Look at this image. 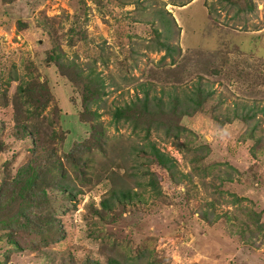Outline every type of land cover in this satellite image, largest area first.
<instances>
[{
    "label": "rangeland",
    "instance_id": "374dc122",
    "mask_svg": "<svg viewBox=\"0 0 264 264\" xmlns=\"http://www.w3.org/2000/svg\"><path fill=\"white\" fill-rule=\"evenodd\" d=\"M230 1L0 0V186L35 165L42 146L82 189L71 201L50 188L39 205L34 220L58 217L55 234L18 223L16 249L0 229V264H107L117 255L134 264H264V114L255 131L241 117L244 106H264V0ZM167 34L168 53L156 46ZM78 66L104 79L91 106L98 119L80 116L98 82L85 89ZM31 78L44 83L49 103L34 101L28 119L18 87ZM199 85L212 94L196 111L176 113L172 104L186 106ZM145 87L165 101L163 113L150 115L148 139L174 159L172 171L138 152L147 148L142 130L111 121L114 107L143 98ZM90 124L104 131V150L94 147L90 167L77 172L75 143H91ZM53 128L55 140L47 137ZM111 168L138 196L108 216L101 200L114 184Z\"/></svg>",
    "mask_w": 264,
    "mask_h": 264
},
{
    "label": "trees",
    "instance_id": "16d2710c",
    "mask_svg": "<svg viewBox=\"0 0 264 264\" xmlns=\"http://www.w3.org/2000/svg\"><path fill=\"white\" fill-rule=\"evenodd\" d=\"M184 4L185 3H182L181 5ZM246 7L251 9L253 6L252 4H247ZM243 10V7H239L237 13ZM155 14L160 19L164 32L170 33L172 31L171 22L167 18L165 11L161 10L160 12H155ZM161 33L162 32H160L159 34L161 35ZM168 38L169 35L167 34L164 36L163 40L158 39L156 41V46L165 47L167 49V53L172 49ZM75 75H77L80 80L84 79L83 85L85 89H88L94 81L98 82L95 90H91L84 96L85 100H82V107L84 108L83 112L80 114L82 118L87 119L88 116L90 118V114L92 113L94 118L98 119V117H100V114L98 113L97 109L91 112V106L94 101L100 100L101 95L104 94V91L102 90L104 79L101 78L99 73H97L95 70L86 72L83 71L80 67L76 71ZM34 79L35 78H31V80H25L29 84L28 86H26L24 83H20L18 87L19 97H23L25 103L27 104L25 110L30 117L28 119H33L32 116L36 115V112L34 111L35 109L32 107H28L32 106V104H34V101L37 102L36 106L38 104H43L44 108L49 103V98L46 95L47 93L44 91V83L35 82L33 81ZM35 88H37V95H39L40 97H34ZM142 89L144 91L143 98H137V100L124 104L123 106L117 105L114 107V110L112 111L111 121L114 124H118L120 122H129L132 124L133 129H135L137 132L142 130L144 132V135L141 139L145 141L147 148L139 147L138 152L141 151L143 153H148L150 157L152 156L155 161L165 167L168 171H172L173 166H175L174 159L169 154L162 151L155 143L150 142V140L148 139L151 127L153 125V121H151L150 115L152 114L153 116L157 113H160V111L162 112L164 110L163 105L165 101L163 102L162 97L158 96H155L153 97V99H151L147 87ZM195 90L196 92L190 94L186 106H180L176 103L172 104L177 108L176 113L182 111V114L187 115L189 113H192L193 111H196L199 107L202 106V101H204L206 97L212 94L211 90L204 89L200 85L195 87ZM175 100L178 101L179 98L175 97ZM258 111H261L264 114V106L260 109H255L254 107L246 108V106H244L241 109V117L252 126V131H255L260 124V120L256 119ZM86 112L88 113L87 116ZM233 117L226 116V118L230 120H232ZM84 122L89 124L87 120ZM21 126L24 132H29V134H32L33 132L36 134L41 133L40 127L34 128L35 130L33 129L29 131L24 124ZM90 129L93 130L91 143H89L88 145L86 144L83 147L79 145L80 141H77V143H75L76 153L78 154L76 157L74 156L75 158L73 159L71 164L73 166V169L77 172H81L83 168L87 170L90 167V164L94 161V157L92 155L94 147H97L100 150H104V142L102 141L104 131L102 130V128L97 127V124H90ZM58 132L59 130L53 128L52 134H48L47 137L55 140ZM177 134L178 132H176V135ZM18 135L20 136L22 135V133H19ZM4 147V142L0 140V152L4 150ZM42 149V146L39 151L35 149V154H38L35 159L33 158L35 165L29 164L24 168H20L14 178H12L9 182H6L4 185L0 186V229L5 230L4 235L7 236L8 242L14 244L16 249L23 248L20 242L14 236L16 233L14 226H16L18 223L22 224L20 225L22 227L23 225H32V229L39 232L45 230L46 233H48L49 231H53V234H55V232L59 230L60 224L58 222V217L54 218L51 216L50 218L45 220L44 224L37 223L34 220V214L37 210H39V205L42 204V202L43 204L49 202L48 191L50 188L52 190L56 188L63 191L65 193V196L71 201H73L77 197V195L82 192L81 188H78L76 184L70 182L72 178L69 179V171L64 166L62 160L56 161L53 159L52 156H54L55 151L50 147H47L43 151ZM43 152L45 154L47 152L51 154L49 155V161L45 158L44 163H40L44 156ZM114 171L115 170L111 168L106 174V177L108 179H112L114 184L108 190V195L101 200L102 210L108 216L115 214L114 210L116 207L120 205H127L132 198L138 196V192L134 190L133 187L128 183L129 180H127V177H125L126 173L118 175ZM116 177L118 180H115ZM155 184V180L150 179L149 184L147 185H152L155 188ZM18 199H21L22 201L17 207L13 208L14 200ZM21 218H24L23 222L20 220ZM62 236L63 234L60 237ZM45 238L54 239V242L57 241L56 238H47V236H45ZM45 241L47 242V240ZM118 257V255L111 256L108 259L107 264H134L131 262L134 260L132 256H130L131 258ZM94 264L98 263L95 262ZM148 264H155V262L151 261L148 262Z\"/></svg>",
    "mask_w": 264,
    "mask_h": 264
}]
</instances>
